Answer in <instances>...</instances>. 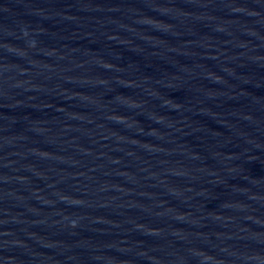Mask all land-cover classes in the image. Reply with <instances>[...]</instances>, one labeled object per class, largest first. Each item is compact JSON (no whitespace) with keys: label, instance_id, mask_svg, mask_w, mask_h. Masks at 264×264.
Segmentation results:
<instances>
[{"label":"water","instance_id":"95a60500","mask_svg":"<svg viewBox=\"0 0 264 264\" xmlns=\"http://www.w3.org/2000/svg\"><path fill=\"white\" fill-rule=\"evenodd\" d=\"M0 264H264V0H0Z\"/></svg>","mask_w":264,"mask_h":264}]
</instances>
